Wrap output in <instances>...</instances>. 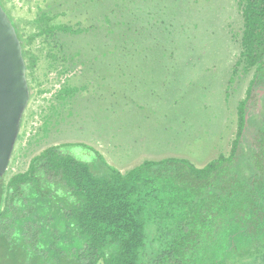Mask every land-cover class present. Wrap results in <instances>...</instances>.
Masks as SVG:
<instances>
[{"label": "rangeland", "instance_id": "obj_1", "mask_svg": "<svg viewBox=\"0 0 264 264\" xmlns=\"http://www.w3.org/2000/svg\"><path fill=\"white\" fill-rule=\"evenodd\" d=\"M5 6L24 37L38 33L41 14L52 25L84 29L38 35L29 44L37 57L33 94L6 180L44 148L66 142L93 146L121 172L167 157L201 167L229 153L237 105L254 72L239 63L237 0H5Z\"/></svg>", "mask_w": 264, "mask_h": 264}, {"label": "trees", "instance_id": "obj_2", "mask_svg": "<svg viewBox=\"0 0 264 264\" xmlns=\"http://www.w3.org/2000/svg\"><path fill=\"white\" fill-rule=\"evenodd\" d=\"M237 1L239 63L254 72L229 153L201 167L167 157L121 172L86 143L48 146L25 171L0 177V264H264V0ZM0 5L32 95L37 57L29 44L84 29L41 14L38 33L24 37L5 0Z\"/></svg>", "mask_w": 264, "mask_h": 264}, {"label": "water", "instance_id": "obj_3", "mask_svg": "<svg viewBox=\"0 0 264 264\" xmlns=\"http://www.w3.org/2000/svg\"><path fill=\"white\" fill-rule=\"evenodd\" d=\"M29 98L21 44L0 5V177L8 168Z\"/></svg>", "mask_w": 264, "mask_h": 264}, {"label": "flooded vegetation", "instance_id": "obj_4", "mask_svg": "<svg viewBox=\"0 0 264 264\" xmlns=\"http://www.w3.org/2000/svg\"><path fill=\"white\" fill-rule=\"evenodd\" d=\"M262 95V94H261Z\"/></svg>", "mask_w": 264, "mask_h": 264}]
</instances>
